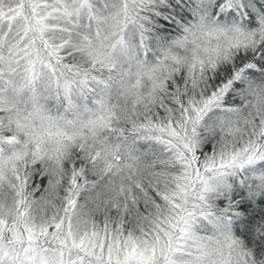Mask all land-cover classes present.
<instances>
[{
  "label": "snow or ice",
  "instance_id": "obj_1",
  "mask_svg": "<svg viewBox=\"0 0 264 264\" xmlns=\"http://www.w3.org/2000/svg\"><path fill=\"white\" fill-rule=\"evenodd\" d=\"M0 264H264V0H0Z\"/></svg>",
  "mask_w": 264,
  "mask_h": 264
}]
</instances>
